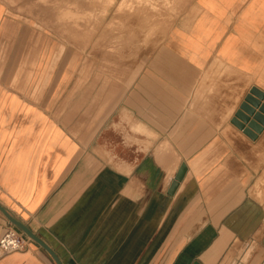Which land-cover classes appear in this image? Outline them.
I'll list each match as a JSON object with an SVG mask.
<instances>
[{
	"label": "crops",
	"instance_id": "1",
	"mask_svg": "<svg viewBox=\"0 0 264 264\" xmlns=\"http://www.w3.org/2000/svg\"><path fill=\"white\" fill-rule=\"evenodd\" d=\"M150 1L120 17L127 31L91 32L73 124L19 93L0 1V204L62 264L247 262L264 231V99L239 114L264 95V0H152L165 18L147 44ZM10 227L0 211V238ZM0 264L56 263L29 239Z\"/></svg>",
	"mask_w": 264,
	"mask_h": 264
},
{
	"label": "rangeland",
	"instance_id": "2",
	"mask_svg": "<svg viewBox=\"0 0 264 264\" xmlns=\"http://www.w3.org/2000/svg\"><path fill=\"white\" fill-rule=\"evenodd\" d=\"M0 1L7 5L12 18L17 22L19 93L32 97L35 103L50 97L48 102L51 111L57 113L59 104H62V118L66 114L67 122L73 124L70 116L74 78L77 74L75 69L78 68L79 79V65L82 63L81 79L85 81L89 78V72L84 71V68L89 64L91 32H98L100 37L105 32L112 34L127 31L128 25L122 24L120 17H136L138 0ZM147 4L151 5L149 14H146L151 20L146 30L148 44L149 38L158 32L159 25L155 24V20L164 19L165 16L159 8H154L152 0ZM163 5L166 11H170L168 1ZM110 37L109 42H114L112 35ZM9 46L10 43L3 42V49ZM63 107H66V111ZM249 255V261L245 262L243 258L241 264H264V231H258L254 236Z\"/></svg>",
	"mask_w": 264,
	"mask_h": 264
},
{
	"label": "water",
	"instance_id": "3",
	"mask_svg": "<svg viewBox=\"0 0 264 264\" xmlns=\"http://www.w3.org/2000/svg\"><path fill=\"white\" fill-rule=\"evenodd\" d=\"M256 97L257 99H255L254 97ZM264 99V95L261 94L259 91L257 90H253L251 93V96H249L246 100V104L243 105L242 107V113L239 114V117H241L244 121H247V119L244 117L243 113H246L248 115L253 114L255 111L253 108H259L260 107V102L259 100ZM260 112L264 114V106L260 109ZM256 120L264 125V118L257 115L256 116ZM237 122V121H236ZM252 127L257 131L260 132L261 128L257 127L255 125H252ZM185 171V169H183L182 173L177 177L176 182L173 185V189L175 190L179 184V181L182 179L183 177V172ZM173 192V191H172ZM0 211L5 215V217L8 219V221L18 230H20L28 239H30L31 241L37 243L38 245H40L45 251H47L49 253V255L53 258V260L55 261L56 264H62L59 257L55 254V252L45 243L43 242L35 233H33V231H31V229L25 225L21 220L17 219L15 216H13L5 207H3L0 204ZM195 264H200L198 262H196Z\"/></svg>",
	"mask_w": 264,
	"mask_h": 264
},
{
	"label": "built area",
	"instance_id": "4",
	"mask_svg": "<svg viewBox=\"0 0 264 264\" xmlns=\"http://www.w3.org/2000/svg\"><path fill=\"white\" fill-rule=\"evenodd\" d=\"M29 239L17 228L10 227L0 238V260L27 249Z\"/></svg>",
	"mask_w": 264,
	"mask_h": 264
},
{
	"label": "bare ground",
	"instance_id": "5",
	"mask_svg": "<svg viewBox=\"0 0 264 264\" xmlns=\"http://www.w3.org/2000/svg\"><path fill=\"white\" fill-rule=\"evenodd\" d=\"M35 1V0H34ZM36 2V1H35ZM42 2V1H41ZM83 2V1H82ZM75 3V2H74Z\"/></svg>",
	"mask_w": 264,
	"mask_h": 264
}]
</instances>
